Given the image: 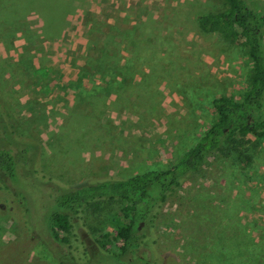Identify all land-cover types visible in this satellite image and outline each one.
I'll list each match as a JSON object with an SVG mask.
<instances>
[{"label": "rangeland", "instance_id": "374dc122", "mask_svg": "<svg viewBox=\"0 0 264 264\" xmlns=\"http://www.w3.org/2000/svg\"><path fill=\"white\" fill-rule=\"evenodd\" d=\"M247 2L264 15V0ZM223 9V0H0V150L38 147L36 159L16 157L13 179L0 173V264H166V254L214 264L217 253L221 264L261 262L264 142L249 165L208 159L161 208L152 228L161 262L144 244L110 257V204L73 219L66 244L53 241V192L35 178L76 186L172 166L213 122L212 100L248 85L241 44L196 23ZM2 116L22 137L9 140Z\"/></svg>", "mask_w": 264, "mask_h": 264}, {"label": "trees", "instance_id": "16d2710c", "mask_svg": "<svg viewBox=\"0 0 264 264\" xmlns=\"http://www.w3.org/2000/svg\"><path fill=\"white\" fill-rule=\"evenodd\" d=\"M223 5L221 11L200 14L196 17V23L201 32L216 34L224 43L241 44L251 63L247 88L238 98H214L211 106L215 118L209 128L165 170L129 177L107 176L97 182L76 186H68L36 171L35 178L49 185L53 192L50 199L54 209L49 219V235L53 241L66 244V239H61L60 234L76 236L72 231L73 219L82 221L81 214L98 212L102 205L110 204L114 210L109 214V223L118 241L116 251L110 257L121 262L122 258L135 254L144 244L151 259L158 257V262H161L157 235L152 228L161 208L183 183L192 175L200 173L205 162L218 154L230 156L236 163H251L249 150L255 142H264V15L251 7L247 0H223ZM5 123L4 132L11 131L9 140L10 134L22 137L18 136L16 130L9 128L6 118ZM6 144L11 146V142ZM37 148V145L27 141L19 155L15 156L10 148L0 150V173L13 179L17 158L25 160L31 153L36 159L33 152ZM97 242L105 249L104 242L99 239ZM258 253L261 258L258 264H264V249L260 248ZM216 255L211 262L221 264L222 256L219 253ZM164 258L166 264L176 263L171 255L166 254ZM144 264L149 263L144 261Z\"/></svg>", "mask_w": 264, "mask_h": 264}, {"label": "crops", "instance_id": "0c3cea01", "mask_svg": "<svg viewBox=\"0 0 264 264\" xmlns=\"http://www.w3.org/2000/svg\"><path fill=\"white\" fill-rule=\"evenodd\" d=\"M27 17H28V16H27ZM27 17H25V19H24V20H26V18H27ZM11 56H12V55L10 54V55H8L7 57H8V58H11Z\"/></svg>", "mask_w": 264, "mask_h": 264}]
</instances>
